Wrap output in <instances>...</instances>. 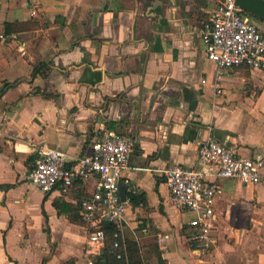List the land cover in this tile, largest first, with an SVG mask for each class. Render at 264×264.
I'll use <instances>...</instances> for the list:
<instances>
[{
    "label": "crops",
    "instance_id": "1",
    "mask_svg": "<svg viewBox=\"0 0 264 264\" xmlns=\"http://www.w3.org/2000/svg\"><path fill=\"white\" fill-rule=\"evenodd\" d=\"M218 2L0 0V264H103L104 242L89 241L80 213L97 177L43 192L27 175L41 143L73 158L108 130L133 141L122 230L146 264H264V167L257 184L216 181L207 251L191 239L195 212L173 203L161 176L198 165L210 137L264 156V71L227 68L214 90L200 30ZM245 12L264 35V18Z\"/></svg>",
    "mask_w": 264,
    "mask_h": 264
},
{
    "label": "built area",
    "instance_id": "2",
    "mask_svg": "<svg viewBox=\"0 0 264 264\" xmlns=\"http://www.w3.org/2000/svg\"><path fill=\"white\" fill-rule=\"evenodd\" d=\"M200 37L207 58L216 64L217 81L213 85L216 93L222 92L218 80L227 68L245 65L264 71V35L235 0H219L210 20L203 24ZM132 150L133 141L112 130L94 140L89 151L73 158L61 148L41 143L27 178L39 190L47 192L58 183L67 189L76 178L96 176L91 196L82 198L80 202L82 219L91 229L88 239L90 242H104L103 223L107 221L115 225L112 244L118 247L124 236L122 228L126 206L134 189L132 186L122 198L119 183ZM198 163L193 166L173 163L161 170V176L173 203L195 212V218L189 223L193 229L191 239L197 248L207 251L214 243L211 221L214 217L216 181L234 178L243 184L259 183L264 156L260 153L237 155L231 147L210 137L198 145ZM206 165L214 166L215 170L208 171ZM210 173L215 177L213 180L207 179Z\"/></svg>",
    "mask_w": 264,
    "mask_h": 264
},
{
    "label": "trees",
    "instance_id": "3",
    "mask_svg": "<svg viewBox=\"0 0 264 264\" xmlns=\"http://www.w3.org/2000/svg\"><path fill=\"white\" fill-rule=\"evenodd\" d=\"M27 24H38V20L28 21ZM48 24V20H44L42 25L45 26ZM9 26L10 24L6 23V30ZM131 196V200H134L135 196L133 194ZM103 228L105 230L104 248L103 252L96 257L98 262H102L103 264H146L142 255L139 253L140 247L135 240L124 238L123 236L120 245L113 247L115 225L105 221Z\"/></svg>",
    "mask_w": 264,
    "mask_h": 264
},
{
    "label": "water",
    "instance_id": "4",
    "mask_svg": "<svg viewBox=\"0 0 264 264\" xmlns=\"http://www.w3.org/2000/svg\"><path fill=\"white\" fill-rule=\"evenodd\" d=\"M235 3L243 10L264 18V0H235ZM125 189H119L121 196H124Z\"/></svg>",
    "mask_w": 264,
    "mask_h": 264
},
{
    "label": "rangeland",
    "instance_id": "5",
    "mask_svg": "<svg viewBox=\"0 0 264 264\" xmlns=\"http://www.w3.org/2000/svg\"><path fill=\"white\" fill-rule=\"evenodd\" d=\"M153 253V252H152Z\"/></svg>",
    "mask_w": 264,
    "mask_h": 264
}]
</instances>
